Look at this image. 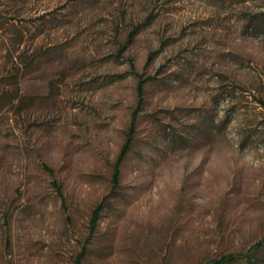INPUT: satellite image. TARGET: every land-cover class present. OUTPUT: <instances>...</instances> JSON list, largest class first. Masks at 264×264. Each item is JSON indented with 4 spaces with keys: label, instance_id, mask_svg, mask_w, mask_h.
<instances>
[{
    "label": "rangeland",
    "instance_id": "obj_1",
    "mask_svg": "<svg viewBox=\"0 0 264 264\" xmlns=\"http://www.w3.org/2000/svg\"><path fill=\"white\" fill-rule=\"evenodd\" d=\"M263 236L264 0H0V264H264Z\"/></svg>",
    "mask_w": 264,
    "mask_h": 264
},
{
    "label": "trees",
    "instance_id": "obj_2",
    "mask_svg": "<svg viewBox=\"0 0 264 264\" xmlns=\"http://www.w3.org/2000/svg\"><path fill=\"white\" fill-rule=\"evenodd\" d=\"M128 149V143L126 142L123 146H122V149L118 155V160H117V163H119V161L124 157L126 151ZM117 175H118V166L117 164L115 165V169H114V172H113V181H116L117 179ZM100 206L98 205L94 211H93V214H92V217H91V222L94 223L95 222V219L97 217V214L100 210ZM262 242H264V236L262 237V240L261 241H258L256 242L255 244L252 245V248L256 247V246H259L262 244ZM241 255H233V254H229V255H226V256H223L221 257L220 259L212 262V264H225V263H231L235 260H237ZM75 264H78V262H75Z\"/></svg>",
    "mask_w": 264,
    "mask_h": 264
}]
</instances>
